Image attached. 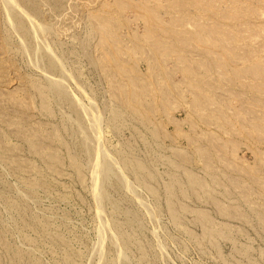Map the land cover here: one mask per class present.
Masks as SVG:
<instances>
[{"label":"rangeland","instance_id":"1","mask_svg":"<svg viewBox=\"0 0 264 264\" xmlns=\"http://www.w3.org/2000/svg\"><path fill=\"white\" fill-rule=\"evenodd\" d=\"M0 264H264V0H0Z\"/></svg>","mask_w":264,"mask_h":264}]
</instances>
